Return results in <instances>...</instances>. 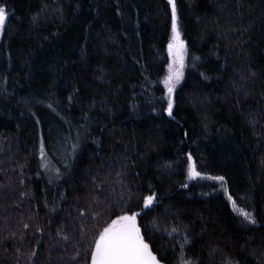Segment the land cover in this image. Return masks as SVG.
<instances>
[{"label":"trees","instance_id":"16d2710c","mask_svg":"<svg viewBox=\"0 0 264 264\" xmlns=\"http://www.w3.org/2000/svg\"><path fill=\"white\" fill-rule=\"evenodd\" d=\"M0 4V264H91L133 212L162 264H264V0H175L171 116L168 0Z\"/></svg>","mask_w":264,"mask_h":264},{"label":"snow or ice","instance_id":"6c2138e0","mask_svg":"<svg viewBox=\"0 0 264 264\" xmlns=\"http://www.w3.org/2000/svg\"><path fill=\"white\" fill-rule=\"evenodd\" d=\"M172 8V39L169 41L168 49L170 55L175 49L180 56V68L173 71V64L169 65L170 74L165 78V85L168 89V108L166 111L171 116L173 109V100L171 93L175 85L179 82L183 75V49L184 42L180 39L177 25V11L175 0H168ZM6 5L0 4V28L6 26L7 18ZM43 148V144H42ZM43 154V153H42ZM191 161V156H189ZM189 175H200L195 171L194 166L189 164ZM223 180V177H217ZM155 197V193L144 198L145 206H149ZM231 200L232 197L229 196ZM235 206V201H233ZM242 215L250 223H255V218L250 212L243 209L240 210ZM136 213L131 215L124 214L117 216L115 220L105 227L95 239V246L91 251V264H160L155 254L150 251L148 244L140 235L139 228L136 226ZM27 227V225H25ZM183 264H190L189 261H184Z\"/></svg>","mask_w":264,"mask_h":264},{"label":"rangeland","instance_id":"374dc122","mask_svg":"<svg viewBox=\"0 0 264 264\" xmlns=\"http://www.w3.org/2000/svg\"><path fill=\"white\" fill-rule=\"evenodd\" d=\"M179 30V29H178ZM0 31H1V29H0ZM0 34H1V32H0ZM179 35H180V39L181 40H183V42H184V49H183V53H182V55H183V75H184V71H185V68H186V65H187V63H188V48H187V44H186V42H185V40L182 38V34H181V32L179 31ZM172 36H173V33L171 32V37H170V40L172 39ZM169 44V43H168ZM167 53H168V65H167V72H166V74H165V76L163 77V79H162V83H163V85L166 87V85H165V78L166 77H168L169 76V74H170V69H169V65L170 64H173V71L174 70H176V69H179L180 68V63H181V61H180V56L177 54V52H176V50L174 49L173 50V54L172 55H170V53H169V49H168V47H167ZM183 75H182V77H181V79L179 80V82L175 85V88L180 84V82L182 81V78H183ZM167 88V87H166ZM174 88V89H175ZM173 89V90H174ZM167 94H168V89H167ZM43 148H41L40 150V158H41V160H42V163L44 164V166H47V167H49V164H51V162L47 159V157H46V153H45V151L44 150H42ZM43 153V154H42ZM54 168V167H53ZM53 168H51V169H53ZM56 168H54V173H56V170H55ZM47 171H50V170H47ZM53 171V170H52ZM51 172V171H50ZM53 178H55V175L53 176Z\"/></svg>","mask_w":264,"mask_h":264},{"label":"water","instance_id":"95a60500","mask_svg":"<svg viewBox=\"0 0 264 264\" xmlns=\"http://www.w3.org/2000/svg\"><path fill=\"white\" fill-rule=\"evenodd\" d=\"M141 235V234H140ZM142 237V236H141ZM151 251V250H150ZM160 264H162L161 262H160Z\"/></svg>","mask_w":264,"mask_h":264}]
</instances>
